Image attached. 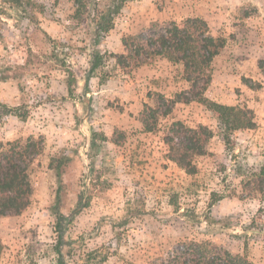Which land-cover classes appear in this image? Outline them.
Instances as JSON below:
<instances>
[{"label": "rangeland", "instance_id": "1", "mask_svg": "<svg viewBox=\"0 0 264 264\" xmlns=\"http://www.w3.org/2000/svg\"><path fill=\"white\" fill-rule=\"evenodd\" d=\"M33 1L40 7L31 20L0 0V105L24 116L0 117V142L44 140L30 173L31 207L0 219V264H58L48 209L59 180L50 162L63 152L70 162L62 211L69 215L81 199L88 202L69 228L72 238L84 237L70 264L98 248L110 249L105 264H151L170 256L182 240L210 242L264 264V74L258 67L264 59V0H133L98 46L86 22L73 19L72 0ZM187 18L203 19L226 40L212 63L206 96L252 109L254 130L227 132L193 102L177 104L154 132H145L141 113L145 105L155 106V94L171 99L189 88L182 65L158 57L121 68L112 55L124 54L122 39L147 32L153 22ZM94 49L105 59L87 87ZM70 73L77 81L73 96ZM176 122L205 125L213 134L207 155L194 159L193 175L167 156L164 138ZM227 218L229 227L220 230L224 224L214 220Z\"/></svg>", "mask_w": 264, "mask_h": 264}, {"label": "trees", "instance_id": "2", "mask_svg": "<svg viewBox=\"0 0 264 264\" xmlns=\"http://www.w3.org/2000/svg\"><path fill=\"white\" fill-rule=\"evenodd\" d=\"M19 14L33 20L34 10L40 7L33 0H4ZM75 7L73 19L78 23L86 22L93 44L98 46L115 28V19L125 4L133 0H72ZM3 8V7H2ZM1 9V14L4 10ZM122 55H112L121 68L139 67L154 59L164 58L170 63L182 65L184 80L189 88L176 93L171 99L164 95L155 94V106L145 105L140 121L145 132H154L157 129L160 117L169 116L177 104H191L197 102L213 113L227 132L251 131L256 128L254 112L247 106H227L210 100L206 92L212 83V63L226 46L225 38L214 36L206 21L201 18H187L180 22H153L147 32L142 31L122 39ZM104 55L98 50L90 54L89 68L85 82L88 87L90 79L103 65ZM264 74V59L258 63ZM67 89L74 95L73 86L77 82L70 73ZM244 83L251 89L255 85L244 78ZM77 85V83H76ZM17 115L15 109L0 105V117L3 115ZM95 136V133H93ZM213 134L205 125L190 127L182 122L173 123L167 132L164 142L168 146V159L175 163L187 174L197 173L194 159L197 156L207 155V146ZM93 138V143H94ZM44 140L29 137L26 140L0 142V219L10 216H20L32 204L34 187L30 173L33 165L43 155ZM70 162L67 155L52 159L50 167L55 170L59 180L55 202L49 207L50 216L54 219V228L57 234L55 252L58 255V264H70L74 250L84 244V237L74 239L69 235V228L77 215L88 207V202L81 199L74 210L69 214L62 211L63 207V177L65 167ZM264 175V167L261 170ZM83 197V196H82ZM213 221V220H212ZM224 224L220 230L229 227L228 218L214 220ZM227 222V223H226ZM4 245L0 239V263ZM98 248L85 253L79 261L73 264H105L110 257L109 250ZM151 264H253L244 255L233 254L210 242H195L182 240L179 248L174 249L166 259Z\"/></svg>", "mask_w": 264, "mask_h": 264}]
</instances>
